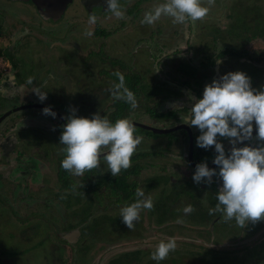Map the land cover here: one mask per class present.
<instances>
[{"label": "rangeland", "instance_id": "rangeland-1", "mask_svg": "<svg viewBox=\"0 0 264 264\" xmlns=\"http://www.w3.org/2000/svg\"><path fill=\"white\" fill-rule=\"evenodd\" d=\"M128 1L131 0H119V3L123 7L129 4ZM75 5V3L68 4L61 18L57 22H52L42 19L30 3L0 0V35L4 36L0 38V49L4 51L9 46L4 54L14 60L16 72L20 76L18 81L27 88L26 90L22 87L23 92H18L15 88L6 93V96L18 94L20 103L14 100H2L5 95L3 92L0 93V116L2 113L12 112L0 122V132L17 135L16 137L19 136L18 140L22 143L16 142L17 152L21 149V156H16L15 151L5 154L0 148V180L3 185L0 190V260L6 264H109L111 256L121 251L156 248L161 241H167L168 234H172L176 238L177 244L187 243L186 245H192L194 249L195 247L216 249L214 247L220 244L218 249L224 250L214 252L219 258L205 255L208 259L214 260V264H218L220 260L223 264H236V251L241 248L246 252L256 250L250 249L251 246H261L264 252V220L255 224L249 223L245 228H241L234 220L225 223L221 214L215 213L209 215L210 218L207 219L212 221L214 226V230L212 229L210 232L207 227H203L206 224L201 218L202 211L208 212L210 208H214L211 203L218 202L216 197L207 194L201 195L202 190L197 189L198 187L202 189L201 185L195 186L193 189L196 192V198L203 200H197V203L186 194L185 188L182 186L177 188L176 184H171L168 188L147 189L143 187L142 189L140 186L145 181V177L152 176L154 172H149L147 175L145 172L137 177L136 181L140 184L138 188L144 191L145 197H151L154 210H142L133 231H130L125 225L115 226L112 224L114 220L118 221L121 208L131 203H117L114 202V199L113 201L109 200L104 196L103 188L98 190L90 213L85 215L87 218L83 215L85 209L89 207L88 200L93 198L92 195H90L91 197L83 196L77 204H75L74 197H71L69 202H74L73 206L65 207L68 206L66 200L61 202L56 199L57 194L61 192L58 190L57 161L63 160L64 152L60 150L62 145L55 144V135L47 133L52 128L50 125L51 116L44 115L41 108L24 105L23 110L13 112L14 109L22 106L21 103L33 99L34 95L36 98L32 100L34 102L32 104L47 106L46 100H50L53 101L50 104L51 109L63 108L59 110L61 114L64 108H67L68 111L75 108L77 117L90 119L95 112L80 106L82 100L86 98L79 89L80 81L85 79V74H89V71L81 68V58L78 57V54L85 56L89 51L101 49L107 55L118 57L123 61L129 62V59H133L134 68L142 74L146 73L147 69L157 72L156 62L159 58L160 60L167 59L170 55L169 51L175 49L178 53H184L189 50L191 31L196 32L195 35L199 37L195 46H198V53L201 51L199 55L201 59H205L207 56V52L204 51L206 45L218 48V45L214 44L216 36L220 37L219 40L222 43L228 44L231 50L229 53L237 54L244 50L264 53V40L252 37L254 27L259 28L258 26L264 25V0H215V5L211 7L208 17L198 21L199 27L195 29L191 27L190 22L174 24L171 18L165 17L164 41L161 43V47L164 46L163 44L169 47L168 51L161 52L154 51L152 45L142 47V45L134 44V47L133 42L136 40L138 32H141V28L121 27L119 22H114L116 17L111 13L96 12L95 16L100 15L99 18L107 20L108 26H104V29L112 33L113 36L106 39L94 38V24H89L88 15H78V13L74 15L76 12H81V9ZM204 6H207L206 0ZM86 32L91 35H85ZM258 34L259 36L256 37L264 36L260 30ZM262 38L264 39V37ZM11 39L12 43H10ZM170 47L172 48L169 49ZM222 47H219V50H214V53L221 52ZM144 52L151 54L149 56ZM255 57L257 55L251 58L255 60ZM96 64L98 66L96 70L91 68L93 72L100 69V63L96 62ZM190 64L187 62L181 66L182 70L186 68L187 77L192 78L193 81L197 78L198 85L201 86L200 79L206 77V74L191 75ZM226 65L227 63L222 64L221 74L243 72L250 78L253 89H264V68L253 67V64L242 61L235 62L231 69H227ZM172 67H175V64H172ZM8 69V63L0 59V71L4 72ZM29 77L33 78L32 84L27 83ZM148 81L154 82L153 74L148 73ZM37 87L43 92H47V99L44 102H41L33 92ZM189 97L192 101V97L190 95ZM64 101L69 103H66L65 106L63 105ZM191 106L192 103L187 110H190ZM63 116L66 117L64 112ZM128 120L141 122L142 125L152 124L148 117L137 116L135 113L128 116ZM135 134L143 138L150 135L145 130L138 128H136ZM2 136L0 135V138ZM144 140L138 146L141 150L148 147ZM62 147L64 148V146ZM41 153L45 157L41 156ZM101 163V176H103L107 166L103 160ZM89 173H85L82 177L72 175L70 177L75 183H78L81 179L88 177ZM152 179L148 180L152 182ZM18 183L22 185V188H26V194L21 203H19V199H12L10 196L12 189ZM46 198H55L57 201L53 200L49 205L41 204ZM165 198H169L168 214L174 216V221L178 217H183L184 223L177 225L171 221L176 226L170 225L165 229V226H155L147 222L153 215L157 217L163 213ZM47 201L50 202L48 199ZM24 202L26 204L37 202V204L27 207L28 205H25ZM187 205H192L193 208L197 206L195 214L192 212L189 215H184L182 209ZM46 206H48L47 209L44 208ZM44 209L47 211L46 218L39 216L40 211H44ZM37 212L39 215L36 214ZM188 216H193L192 220ZM80 217L84 218L85 222L77 225ZM96 220L100 223L102 220V223L96 225ZM140 221H142L141 224ZM70 224L78 226L82 233H80V239L73 244L63 241L64 236L69 233ZM89 226H92V231H85ZM64 230H67L66 233L63 232ZM198 230H201L204 237L196 236ZM240 244L244 245L241 247ZM3 252L11 254V256L3 255ZM226 255L233 257L229 261L221 257ZM197 257H201V255L198 254ZM197 257L194 260L188 259V263L201 264L197 261Z\"/></svg>", "mask_w": 264, "mask_h": 264}, {"label": "clouds", "instance_id": "clouds-1", "mask_svg": "<svg viewBox=\"0 0 264 264\" xmlns=\"http://www.w3.org/2000/svg\"><path fill=\"white\" fill-rule=\"evenodd\" d=\"M204 3L205 0H164L144 13L141 24L154 25L162 16L171 18L174 24L202 21L215 5V0H206L207 6ZM106 4L107 11L114 17L124 18L119 0H106ZM96 21L95 15L89 17V24ZM85 35L91 33L86 32ZM114 75L119 82L109 89L112 98L136 109L138 100L126 86L125 77L119 71ZM27 83L32 84L33 78L29 77ZM33 92L41 102L47 99V92L39 87ZM70 112V115L63 117L66 124L60 136V145L64 146L65 153L61 161L63 170L72 176L82 177L86 172L101 170L103 160L107 172L118 177L122 171L132 167V157L144 138L135 134L136 127L130 120L117 119L112 122L106 116L101 117L99 112L91 119L77 117L75 108ZM43 114L56 118L51 107L44 108ZM184 124L199 130L197 147L205 150L214 147L215 150L212 163L218 171L217 168L210 169L207 162H202L196 165L192 177L198 185L211 186L213 177L222 181L216 193L218 202L209 209V215L220 213L225 223L234 220L241 228L264 220V89H253L250 78L243 72H229L205 86L202 98L192 103L190 115L185 117ZM253 139L258 142L257 146L239 147ZM221 140L228 141V151ZM83 186L82 183L80 187ZM135 196L134 203L120 210L122 222L130 231L135 229L142 210H154L153 200L145 197L142 189L137 188ZM182 211L184 215H189L195 209L187 205ZM175 223H184L183 217H178ZM176 247V238L169 237L156 246L150 258L159 264Z\"/></svg>", "mask_w": 264, "mask_h": 264}, {"label": "flooded vegetation", "instance_id": "flooded-vegetation-1", "mask_svg": "<svg viewBox=\"0 0 264 264\" xmlns=\"http://www.w3.org/2000/svg\"><path fill=\"white\" fill-rule=\"evenodd\" d=\"M8 2H27L30 3L32 6H34L36 12L37 7L34 5V3L31 0H7ZM100 0H71L70 3H75L79 9H81V12H76L74 15L83 14L88 15L87 17H90L92 15H96L95 13L98 12L100 14L103 13H110L107 10H103V6L99 5ZM164 0H131L128 1V5L123 6L122 9L125 13V16L123 19H115L114 22H119L121 27L130 26L132 28H141V32H138V35L136 36V40H134L133 45H142V47H145V45H152L153 49L155 51V45L159 44L157 49L166 51V45L161 47V43L164 41V19L165 17H161L159 21H157L154 25H146L141 24V20L144 18V13L152 10L155 6H157L160 3H163ZM255 7L257 5H254ZM261 10V6L259 8ZM39 14V13H38ZM90 15V16H89ZM98 19L94 23V30L93 34H95L96 29L98 28L100 31L107 32L104 28L108 26L107 20L103 18H99V16H96ZM208 15L205 17L207 18ZM43 19V18H42ZM52 21V20H50ZM261 21V20H260ZM53 22V21H52ZM57 22V21H56ZM110 23V22H109ZM191 23V22H190ZM105 26V27H104ZM195 26V27H194ZM191 27L195 29L196 27H199L198 21L195 23H191ZM191 28V29H192ZM191 31V30H190ZM142 33V34H141ZM196 33V32H195ZM191 31L192 37L189 38V49L190 52L184 53H178L175 49L169 51L170 55L166 59H158L156 62V65L158 68H156L157 72L153 70H148L146 73H140L136 71L134 68L135 62L133 59H129L130 61L119 59L115 56H109L105 52H103L101 49L98 51H89L85 56L78 54V57L81 58L80 60V66L84 70H88L89 74H85V79L80 81L79 83V89H81L82 95L86 99L82 100L80 103V106H84L85 108L89 109H95L99 101L100 105V99L103 96V92H106V90L112 87L114 82L111 79L103 78L104 74H101L102 70L105 71H111V70H117L122 75H125L127 77L126 84L130 86V90L134 92L135 90V96L138 100V107L136 109H130L128 110V116H130L132 113H135L137 116L141 117H148L150 122L152 124H141L132 121L134 126L140 130H145L150 135H147L148 137H144V142L148 145L147 148L139 149L137 148V151L135 155L132 157V167L131 169H135L137 171L136 174H131L128 176V183L132 186L131 188H134V191L136 192V189L140 186V184L137 183V177H140L143 173L146 175L149 174V172H154L152 176L145 177V181L141 184L140 187H153V188H163L170 186L171 184H178L182 183L185 184V182H192L193 183V175L195 172L196 165L202 162H207L210 169L217 168L216 165L212 163V160L215 157V150L214 147L209 150L201 149L196 146V139L200 135V132L195 127H190L188 125L184 124L185 117L190 115V110H187V108L191 105V103H194L195 99H201L203 96V91L206 85L210 84L213 80H220V78L223 76V74L220 73V70L222 69V64L227 63L226 67L227 69H231L235 62H247L249 64H253V67L258 68H264V59H263V52H257L253 53V51L250 50H244L241 53H229L230 49L228 47L227 43H223L224 46H218L222 47L223 50L221 52L217 51L218 53L215 54L214 50H217L213 48V46H205V50L207 52V56L205 59L200 58L201 51L198 53L197 49L198 46L196 43H198L199 37H197ZM113 36L112 33L110 35H94V38H102L106 39ZM4 37L3 35H0V38ZM181 39V38H179ZM178 39V40H179ZM255 39H262V37H255ZM253 39V40H255ZM219 40V39H216ZM12 39L10 43H12ZM252 41V40H251ZM9 43V45H10ZM177 43V42H176ZM7 46L5 50L8 48ZM135 47V45H134ZM133 47V48H134ZM169 47V46H168ZM170 47L169 49H171ZM165 49V50H164ZM221 49V48H220ZM5 50L0 49V59L4 60L8 63L9 69L8 71L5 70L0 71V93H4V99L2 100H14L16 102H19V95L16 94L15 96H6L7 92L13 91V89L16 88V90L19 92L22 91V87H24L26 90V86H22L19 81L18 77L19 74L16 72V66L14 64V60L8 58L9 56H6L4 54ZM134 50V49H133ZM101 53L99 58L104 57L106 61H101L99 59H96V61L93 62L89 60H85V58L88 57L90 53ZM161 52V51H158ZM131 53V52H129ZM183 53V54H182ZM221 54V56H217L218 54ZM144 54H148L150 56L151 53L144 52ZM130 55V54H129ZM237 55V56H236ZM255 60L252 59V56H256ZM82 56V57H81ZM202 56V55H201ZM111 59V63L108 62V59ZM154 58V57H152ZM170 58V59H169ZM237 60V61H236ZM219 61V63H217ZM96 62L100 63V69L93 72L91 68L97 69ZM187 62L190 64V69L192 70L191 75H200L206 74V77L201 78L200 82L202 83L201 86L198 85L197 78L195 81H193L192 78L187 77V71L186 68L182 70L181 66H184V64H187ZM229 62V63H228ZM172 64H175V67H172ZM106 66L107 68L103 67ZM155 70V69H154ZM148 73L153 74L154 82L148 81ZM134 74H137L138 77L136 79V84L133 83V81H130L129 83V77ZM81 86V87H80ZM83 90V91H82ZM189 95L192 97V101L189 97ZM194 97V98H193ZM35 96L33 95V99L30 101H25L21 103L20 107L29 106L32 108L36 106L35 108H41L44 109L46 107H50V104L53 101L46 100L47 106H38L35 104H32V100H35ZM20 103V102H19ZM58 103V102H57ZM66 103H69L68 101H64L63 105L66 106ZM63 108L54 109L52 108V111L56 113V118L53 119L50 125L52 126L51 131H47L48 135H55L56 140L55 144L60 146V136L62 133V127L66 124V120L63 118V112L66 114V116L70 115V111H68L67 108H64V111L59 113V110ZM164 110V111H162ZM95 114L98 113V111H94ZM100 113V112H99ZM4 114L2 113L0 117H2ZM92 116L90 117V119ZM3 120V119H2ZM141 125V126H140ZM12 128V127H11ZM153 130L161 131L160 133H156ZM0 132V135H3L0 138V148L5 154L16 152V156H21V149L17 152L16 142L19 143L18 140L19 136L17 135H8L5 133ZM140 136V135H138ZM256 136L255 126L253 130V138ZM221 143L224 144L225 150L228 151L230 148V145L227 140H221ZM21 143V142H20ZM22 144V143H21ZM257 146L258 142L253 139L252 142L246 141L244 144L239 145V147L243 146ZM19 146V145H18ZM63 146V145H62ZM60 147V150L63 151V147ZM10 150V151H9ZM8 151V152H7ZM41 156L45 157L43 153L40 154ZM61 155V154H60ZM65 156V153L64 155ZM3 158V157H2ZM64 158V157H63ZM20 160V158H18ZM169 161V162H168ZM61 161H57V167L59 171V166ZM57 171V173H58ZM218 171V168H217ZM90 176H95L93 174L89 175L85 179H88ZM149 178H153L152 182L148 180ZM166 178H168V183L166 184ZM84 180V179H83ZM156 180H158L159 183H156ZM148 181V183H146ZM141 182V181H140ZM83 181H80L79 184L81 185ZM58 189L62 186V183H58ZM200 190H202V195H209V196H216V193L218 189L222 186V181L217 180L216 177H213V183L211 186L205 185V184H197V186H200ZM15 186L22 187L20 183L16 184ZM26 187V186H25ZM206 187V188H205ZM207 198V197H206ZM48 200H51L50 202H53L54 198H46ZM45 201V200H44ZM129 203V202H127ZM74 230H69L68 232H71ZM80 239V235L77 239V241ZM76 241V242H77ZM75 242V243H76Z\"/></svg>", "mask_w": 264, "mask_h": 264}, {"label": "trees", "instance_id": "trees-1", "mask_svg": "<svg viewBox=\"0 0 264 264\" xmlns=\"http://www.w3.org/2000/svg\"><path fill=\"white\" fill-rule=\"evenodd\" d=\"M263 26L260 25V26H258L259 28L254 27L255 30H254V33H253L252 37H256L257 35L259 36V34H258L259 30H260L261 33L264 34V27ZM95 35L96 36L97 35H99V36L100 35L107 36V35H110V32L100 31L97 28L96 31H95ZM262 37H264V36H262ZM216 39H220V37L216 36ZM216 39H215L214 44H217L218 46H224V44L220 40H216ZM158 45L159 44H157L155 46L159 47ZM157 47H155V51H157V52L158 51H162V50L157 49ZM167 48H168V46L166 45V51H168ZM187 52H190V49ZM100 55H101V53L92 52V53H90L88 55L87 58H85V60L86 61L89 60L91 62H93V59H94V61H96V59H99V60H101L103 62L106 61V59L104 57L99 58L98 56H100ZM217 56H221V54H218ZM107 61L111 63V59L110 58ZM115 72H117V70H111L109 72L105 71V70H102L101 74H104L103 78L111 79L114 82V84H115V83L119 82L118 78L114 75ZM123 76L125 77V84H126L127 77L125 75H123ZM137 77H138L137 74H134L133 77L130 76L129 77V83H131L130 81H133V83L136 84ZM126 86L130 90V86H128L127 84H126ZM134 93H135V90H134ZM98 104H99V101H98L97 105L94 106L96 108L95 109L91 108V109L94 110V111L100 112L99 114L101 115V117L106 116L112 122H115L117 119H127L128 110L131 109V106L129 104H126L123 101L114 100L112 98L111 93H110V91L108 89L106 90V92H103V96L100 99V105H98ZM60 161H62V160H60ZM60 164H61V162H60ZM59 168L60 169H59V171L57 173V179H58V182L62 183V186L60 187V189H58L61 192L57 194L58 196H57L56 199L61 201V202H63V200H66L68 206H65V207L71 208L73 206L74 202L73 203L69 202V200H71V197H74V199L76 200L75 204H77L78 202H80L79 200H81V198L83 196H88V195H89V197H91L90 195L93 196V198H89V200H88V206L89 207L87 209H85V211L83 210L84 211V215H83L84 217H86L85 216L86 214L88 215L90 213V210H91L92 205L94 203V198H96L98 190L100 188H103L105 190L104 196L109 198V200H111V201H113V199H114V202H117V203L118 202L133 203L134 200L136 201L134 188H131L132 186L128 183V176L131 175V174H136L137 173V171L135 169H131L130 168L127 171H122L121 174L118 177H113L110 172H107V170H106V173L103 176H101V174H102L101 170H99V169L98 170H93L90 173H92L95 176H90L88 179H84V180L81 179V181H83V185H84L81 188L79 182L75 183L73 181V179L70 177V174L62 169L61 165L59 166ZM90 173L87 174V176H89ZM156 183H159L158 180H156ZM167 183H168V178H166V184ZM185 183L186 184H182V183L176 184V185H178L177 188L181 187V186L183 188H185L186 192H187L186 194H188L189 197L192 200H194V202L197 203V200L198 201H203V200H200V199L196 198V192L193 190V189H195V186L198 187L197 184H195L194 181H193V183L192 182L190 183V182H187V181ZM76 185H78V186H76ZM173 185H175V184H173ZM168 187H170V186H167L166 188H168ZM2 188H3V185H2L1 180H0V190ZM150 188H153V187H149L148 189H150ZM25 189L26 188L14 186V188L12 189L11 194H10L11 198L12 199L13 198L14 199H19L18 201H19V203H21L22 199H24V196L26 194V190ZM197 189L200 190L199 187ZM21 193H23V194H21ZM28 196L31 197L30 195H28ZM211 197H213V196H211ZM30 199H32V197ZM56 199L54 198L55 201H57ZM46 200L47 199H45V201L43 200L44 202H42L41 204L49 205L50 203H52V202H49V201L46 202ZM168 200H169V198H165L163 200L164 205H165V207L162 209L163 213L159 214L157 217L153 215L152 218L147 220V222L149 224H154L155 226H160V225L161 226H165V229H166L167 226H170V225L176 226L175 224H172L173 222H171V221H174L173 220L174 216L168 214L169 213V209H168L169 208V206H168L169 205V203H168L169 201ZM24 204L28 205L27 207H29V206H31L33 204L34 205L37 204V202L36 203H28V204H26V202H24ZM216 204H217V202H212L211 206L215 207ZM44 208L47 209L48 206H46ZM196 208H197V206L194 208L195 211H196ZM45 209H44V211H40V215H39L38 212L36 214L46 218L47 211ZM195 211L193 212L194 214H195ZM43 213L45 215H42ZM188 217L192 220L193 216L192 217L188 216ZM201 218H202L203 222L206 224V225H203V227L204 226L207 227L210 232L212 231V229L214 230V226H213L212 221L207 220V219L210 218L209 211L208 212L202 211V217ZM190 219H188V220H190ZM100 221L102 223V220H100ZM83 222H85V219L80 217L78 219L77 225L83 224ZM96 222H97L96 225L101 224L97 220H96ZM141 222L142 221H140V224H141ZM112 224H115V226L124 225V223L122 222V217H119L118 221H117V219L114 220V223H112ZM91 227L92 226H89V228L88 229L86 228L85 231H87V230L92 231ZM68 230H78L79 233H81V231L79 230L78 226H76L75 224L74 225L70 224V227L68 228ZM66 231L67 230H64L63 232L66 233ZM81 234H80V237H81ZM165 234L167 235L166 232H165ZM58 236L60 237V235H58ZM168 236L169 237H174V236H172V234H168ZM196 236L197 237L198 236L204 237V235L201 234V230H198V232L196 233ZM63 241L65 242L66 240L63 239ZM186 244L187 243H185V244L184 243L183 244L182 243H178L177 247H176V250L174 252L170 253L166 260L159 262V264H189L188 261L189 260H194L195 257H197L198 254L201 255V257H197V261L200 262L201 264H209V263L210 264H214V260H210L207 257L215 256L216 258H219V257H217L215 255L214 252L216 250H219V251L224 250V249H218L220 244H217V247L216 246L214 247L216 249H209V248L199 249L197 247H195V249H194L192 247V245L189 246V245H186ZM240 245L242 247L244 244H240ZM199 247L201 248V245ZM250 249H256V250H254V251H246L245 252L241 248L240 250L236 251V254H237L236 255V257H237L236 258V264H264V256L260 257V255H264V252L262 251L263 249L261 248V246H259V247L251 246ZM153 251H155V248L136 249V250H132V251H125L124 250V251H121V252H119V253H117L115 255H112L111 258H110L109 264H131V263H134V264H157L156 261H154V260H152L150 258ZM3 255L11 256V254L8 255L7 253H4V252H3ZM205 255H207V257ZM12 256H14V255H12ZM221 257H223L225 259H228V261H229L233 256L231 257L230 255L229 256L226 255V256H221ZM0 264H6V263H4L3 261L0 260ZM62 264H65V263H62ZM218 264H223V263L220 260L218 262Z\"/></svg>", "mask_w": 264, "mask_h": 264}, {"label": "water", "instance_id": "water-1", "mask_svg": "<svg viewBox=\"0 0 264 264\" xmlns=\"http://www.w3.org/2000/svg\"><path fill=\"white\" fill-rule=\"evenodd\" d=\"M34 5L37 7V11L43 19L52 20L53 22L58 21L63 15L67 5L71 0H31ZM99 5L103 6V10H107L106 0H100ZM30 107V106H27ZM36 107V106H33ZM25 107H19L13 110V112H17L19 110H23ZM11 112H7L0 118V122L4 117L8 116ZM141 126V125H140ZM156 133H160L161 131L153 130ZM80 233L78 230H74L69 232L64 236V239L68 243H75L79 237Z\"/></svg>", "mask_w": 264, "mask_h": 264}]
</instances>
